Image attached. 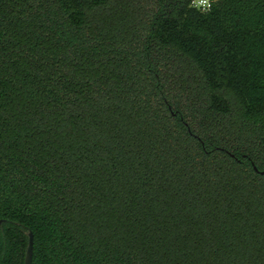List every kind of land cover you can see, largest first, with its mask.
<instances>
[{"label":"trees","instance_id":"obj_1","mask_svg":"<svg viewBox=\"0 0 264 264\" xmlns=\"http://www.w3.org/2000/svg\"><path fill=\"white\" fill-rule=\"evenodd\" d=\"M264 0H0V264H264Z\"/></svg>","mask_w":264,"mask_h":264},{"label":"clouds","instance_id":"obj_2","mask_svg":"<svg viewBox=\"0 0 264 264\" xmlns=\"http://www.w3.org/2000/svg\"><path fill=\"white\" fill-rule=\"evenodd\" d=\"M214 2L215 0H191V6L202 13H208L211 11Z\"/></svg>","mask_w":264,"mask_h":264},{"label":"water","instance_id":"obj_3","mask_svg":"<svg viewBox=\"0 0 264 264\" xmlns=\"http://www.w3.org/2000/svg\"><path fill=\"white\" fill-rule=\"evenodd\" d=\"M264 173V172H262ZM1 223V221H0ZM28 237V244L26 248L25 258H24V264H31L32 262V251H33V234L32 232H27Z\"/></svg>","mask_w":264,"mask_h":264},{"label":"flooded vegetation","instance_id":"obj_4","mask_svg":"<svg viewBox=\"0 0 264 264\" xmlns=\"http://www.w3.org/2000/svg\"><path fill=\"white\" fill-rule=\"evenodd\" d=\"M263 172H264V171H263ZM261 174H264V173L261 172Z\"/></svg>","mask_w":264,"mask_h":264}]
</instances>
